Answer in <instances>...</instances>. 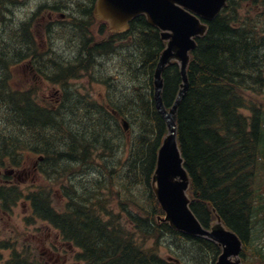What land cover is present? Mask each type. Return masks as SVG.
Masks as SVG:
<instances>
[{"label":"trees","instance_id":"trees-1","mask_svg":"<svg viewBox=\"0 0 264 264\" xmlns=\"http://www.w3.org/2000/svg\"><path fill=\"white\" fill-rule=\"evenodd\" d=\"M258 2L264 7V0ZM241 8V1L229 0L208 21L207 34L197 38L188 69L189 88L178 108V138L192 177V208L199 219L209 226L214 206L247 245L246 253L252 257L245 262L264 264V237L255 226L264 207L258 200L264 182V109L257 104L264 93V9L251 17L242 15ZM90 16L93 8L82 19ZM81 22L84 36L88 26ZM122 35H129L134 45L128 66L135 86L128 90L129 85L120 82L118 94L115 85V103L130 123L129 130L97 103L85 102L88 99L77 90L65 91L60 104L49 107L29 91L19 94L5 87L4 93L0 84V107L6 109L4 118L0 112V163L6 158L7 163L17 164L14 151L20 144V151L30 148L44 155L40 171L57 183L68 169L76 170L69 193L65 192L71 201L69 208L55 209L53 192L44 188L28 198L38 217L49 220L77 243L83 245L85 240L89 244L83 246L93 264H177L162 259L156 247L138 245L133 239L136 234L143 240L164 234L182 243L186 240L200 264H204L202 255L207 256L206 263L214 264L220 251L216 244L188 239L168 223L157 224L156 213L162 209L158 203L157 208L152 206L151 176L167 129L155 104L154 72L165 43L145 15L132 19ZM83 42L82 54L86 55L95 44L92 39ZM81 61L78 57L59 66L61 70L49 78L66 83L78 71L89 69V61ZM163 78V100L170 108L182 82L177 62L165 68ZM105 82L113 91V84ZM96 146L104 150L98 161L92 150ZM121 193L126 195L118 200ZM115 199L119 213L110 207ZM123 213L134 222V232L127 230V221H121Z\"/></svg>","mask_w":264,"mask_h":264},{"label":"rangeland","instance_id":"rangeland-1","mask_svg":"<svg viewBox=\"0 0 264 264\" xmlns=\"http://www.w3.org/2000/svg\"><path fill=\"white\" fill-rule=\"evenodd\" d=\"M7 9L3 6L0 10V64L6 62V65L10 62L13 65H10V69L6 68L5 72L7 75V87L9 88H19L24 87L25 81H33L32 87L36 90L35 98L40 101L41 104L46 106H54L58 104L60 97V86L59 84L54 85L53 83H49L46 79H42L40 75L42 74H51L55 69V65L53 61L50 64H44L41 66V73H35L28 69V67L20 65L21 63V56L20 61L16 58V53L20 51L22 47H24L20 42V39H25L24 32L22 29V23L29 22L33 17V21L30 24H34L30 27L31 35L36 37L37 34L40 35V42L34 44L32 47L39 48L40 52H45L48 45L47 41L43 38L45 31L42 22L44 19L42 17H46L47 11L45 6L50 1L51 4L55 5L56 13H54V19H60V13H69L70 17L72 14L76 13V16L82 17L85 15L88 7V3L86 0H68L62 2L61 0H20L14 2H7L4 0ZM64 3V5H63ZM64 6V7H63ZM241 14L245 15V13H249L251 17L255 13H259L264 7L259 5L258 0L256 2L254 0H244L241 2ZM63 10H60L62 9ZM40 9L41 15L37 12ZM5 10V11H4ZM63 11V12H60ZM39 16L38 18L36 16ZM72 19V17H71ZM89 18H85L82 20L81 24L85 26V23L88 21ZM70 23V19L67 20L63 25L58 24L56 25L55 29L52 32V39L53 45L55 48V52L49 50V54L51 55V59L58 60L57 66H61L62 62L65 64L66 62L69 63V60L76 59L82 51L83 40L85 39L80 28L73 29L69 32L67 29ZM20 29V32H19ZM20 35V37H18ZM18 37V38H17ZM74 37H77L75 39ZM73 43V44H72ZM117 45H121V48L118 49L114 54H112L107 61L102 62L103 58H99L95 61L94 66L88 71L87 74L79 77L70 79L69 82L72 85L73 89L80 90L81 94L87 95L90 100H93L97 103H101L103 101L107 103H113L115 105V96H117V92H112V96L110 99L106 98L107 89L105 85L100 81H95V79H91V75L95 74L96 77H106L108 76L113 84L117 86L118 81L121 83L125 81L129 85V89L131 90L132 86H135L134 82L131 81V77L134 74L131 73L130 67L128 66L129 63L133 60L132 55V48L134 47L131 37L129 35L123 36ZM28 51H25L26 54ZM44 53V54H45ZM47 55V54H46ZM48 57V56H46ZM44 55L41 58H46ZM60 61V62H59ZM50 66V67H49ZM38 70V68H36ZM39 71V70H38ZM1 74V68H0ZM119 94V90H118ZM117 104V103H116ZM258 106H261L264 109V93L259 95V102H257ZM111 106V105H110ZM113 107V106H111ZM111 110V108L109 107ZM6 109L0 107V112H2V117L4 118V112ZM3 123L0 122V125ZM48 134V131H47ZM29 151L24 152L21 155L22 158V167L26 169L28 167L26 164L31 163L29 166L30 169L26 170L30 174L28 176H22V178L28 179L27 181L23 182L18 177L20 175V171L22 169H17L15 172L18 174L16 177L12 178L14 183H18L23 190L26 192L29 190L28 187L39 186L42 185L45 189H48L52 186L50 181H47L45 177H42L39 171H33V160L30 155ZM33 162V163H32ZM37 166V165H36ZM264 178V177H263ZM61 185V184H60ZM53 190L56 191L54 193V200L55 204H63V195L61 194V188L59 184L56 183L53 185ZM52 190V191H53ZM264 190V189H263ZM126 194L121 193L118 196V200L125 196ZM115 199L114 204L115 207H118L119 201ZM31 216V210H29V204L26 198H23L15 207L14 213L12 218L7 216H2L0 218V241H7L9 247L11 248L15 245V248L21 253L22 250L28 249L33 251L36 256L41 260L43 256L40 254L46 248L47 240L51 237L48 234L50 232L47 231L46 225L42 221L35 220L32 224H28L24 221L25 217ZM33 233V234H32ZM261 234V233H260ZM44 242V244H43ZM146 244L153 245V240L147 239ZM2 248L0 247V264H5V262L9 259L12 250L10 248ZM185 248L186 252L190 257H192L194 263H199V261L193 257V254L190 252L191 248L189 246V242H180L177 239H166V243L161 246V253L165 257L173 256L176 258H180L182 262L185 264L189 261L188 257L181 258L179 248ZM176 251V252H175ZM182 252V250H181ZM252 257L251 255L247 254V259ZM200 261H204L203 258H200ZM85 264V263H84Z\"/></svg>","mask_w":264,"mask_h":264},{"label":"water","instance_id":"water-1","mask_svg":"<svg viewBox=\"0 0 264 264\" xmlns=\"http://www.w3.org/2000/svg\"><path fill=\"white\" fill-rule=\"evenodd\" d=\"M225 4L226 0H97L96 15L107 21L112 31L127 29L129 21L141 14H145L149 23L161 30L166 47L160 54L154 74V97L166 120L168 133L158 150L152 187L166 211L163 220L182 231L219 242L223 253L216 264H243L238 256L242 242L234 231L222 223L221 217L217 215L212 228L206 229L194 215L188 194L191 177L178 143L177 113L189 88L191 51L197 45L196 37L204 35L208 28L202 18L213 19ZM173 61L180 65L183 82L174 105L168 110L163 102V71ZM124 126L128 128L126 122Z\"/></svg>","mask_w":264,"mask_h":264},{"label":"flooded vegetation","instance_id":"flooded-vegetation-1","mask_svg":"<svg viewBox=\"0 0 264 264\" xmlns=\"http://www.w3.org/2000/svg\"><path fill=\"white\" fill-rule=\"evenodd\" d=\"M61 1L64 2L68 0H61ZM44 6L47 11L46 17H42L40 9L37 12H39L41 17L44 19V21L42 22L44 31H45L43 38L47 41L48 47L46 51L48 53H45V52L39 53L40 52L39 48H34L32 47L33 45L27 43L25 39H20V42H22L21 44L24 46L22 47L21 53H20L21 60H22L20 65H23V64H25L26 66H35V65H44V64L47 65V64H50L51 61L55 60V59H51L50 57L51 55H48L49 50L52 51V53L55 52V48L53 45V39H52V32L55 29L56 25L58 24L63 25L66 22V15L63 13H60L61 18L58 20L54 19V13H56L55 5L51 4L50 1H48L46 5H43V7ZM60 10H63V8ZM60 12H63V11H60ZM36 17L38 18L39 16L37 15ZM40 41L41 40H38V42ZM25 51H28V52L24 54ZM43 55L45 57L46 56L48 57H46L45 59L41 58V56ZM26 56H29V57H26ZM54 243H55L54 246L56 249L51 250V255L49 256V259L52 260V258L55 257L53 258V260H54V263L56 264H80V261L78 260L77 252H74L72 245H70L69 243L63 240H60L58 237L55 238Z\"/></svg>","mask_w":264,"mask_h":264},{"label":"bare ground","instance_id":"bare-ground-1","mask_svg":"<svg viewBox=\"0 0 264 264\" xmlns=\"http://www.w3.org/2000/svg\"><path fill=\"white\" fill-rule=\"evenodd\" d=\"M50 67V66H49Z\"/></svg>","mask_w":264,"mask_h":264}]
</instances>
